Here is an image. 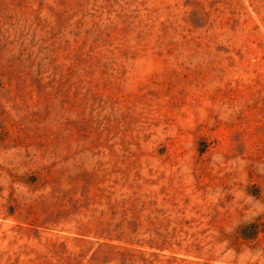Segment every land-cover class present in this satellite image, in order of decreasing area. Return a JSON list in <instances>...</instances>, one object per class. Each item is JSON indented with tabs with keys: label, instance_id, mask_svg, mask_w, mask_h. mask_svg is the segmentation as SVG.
<instances>
[{
	"label": "rangeland",
	"instance_id": "374dc122",
	"mask_svg": "<svg viewBox=\"0 0 264 264\" xmlns=\"http://www.w3.org/2000/svg\"><path fill=\"white\" fill-rule=\"evenodd\" d=\"M0 264H264V0H0Z\"/></svg>",
	"mask_w": 264,
	"mask_h": 264
}]
</instances>
